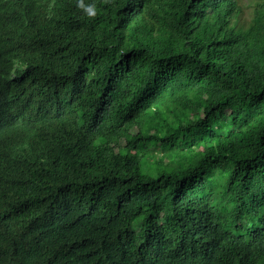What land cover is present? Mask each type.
Listing matches in <instances>:
<instances>
[{
	"label": "trees",
	"instance_id": "16d2710c",
	"mask_svg": "<svg viewBox=\"0 0 264 264\" xmlns=\"http://www.w3.org/2000/svg\"><path fill=\"white\" fill-rule=\"evenodd\" d=\"M27 15L0 8V264H264V0Z\"/></svg>",
	"mask_w": 264,
	"mask_h": 264
},
{
	"label": "clouds",
	"instance_id": "9594fccd",
	"mask_svg": "<svg viewBox=\"0 0 264 264\" xmlns=\"http://www.w3.org/2000/svg\"><path fill=\"white\" fill-rule=\"evenodd\" d=\"M51 0H14V5H18L20 11L22 12L23 15L28 17L27 13L28 11L32 12H38L40 8L43 10L46 9V4L49 3ZM4 7V0H0V8L3 11ZM95 14V6L91 5L89 6V15H94Z\"/></svg>",
	"mask_w": 264,
	"mask_h": 264
}]
</instances>
